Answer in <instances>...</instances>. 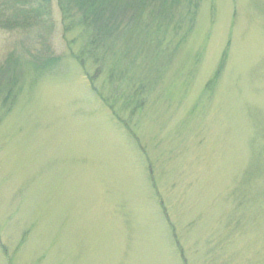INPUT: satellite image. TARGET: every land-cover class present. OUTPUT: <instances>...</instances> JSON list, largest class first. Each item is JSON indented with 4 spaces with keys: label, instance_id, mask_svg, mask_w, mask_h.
I'll use <instances>...</instances> for the list:
<instances>
[{
    "label": "rangeland",
    "instance_id": "374dc122",
    "mask_svg": "<svg viewBox=\"0 0 264 264\" xmlns=\"http://www.w3.org/2000/svg\"><path fill=\"white\" fill-rule=\"evenodd\" d=\"M77 3L0 0V264H264V0Z\"/></svg>",
    "mask_w": 264,
    "mask_h": 264
},
{
    "label": "trees",
    "instance_id": "16d2710c",
    "mask_svg": "<svg viewBox=\"0 0 264 264\" xmlns=\"http://www.w3.org/2000/svg\"><path fill=\"white\" fill-rule=\"evenodd\" d=\"M76 1H78V3H77V6H78V8L77 9H80V8H83L84 10H85V8L86 7H88V9L86 10V12H89V10H90V8L91 9H94V6H93V2H94V0H91V2L90 1H84V0H76ZM65 7L67 8V5H66V3H65ZM90 7V8H89ZM16 8H14L13 10H15ZM20 11H22V10H20ZM91 11V10H90ZM86 16V15H85ZM87 18V17H86ZM14 19H17V18H14Z\"/></svg>",
    "mask_w": 264,
    "mask_h": 264
}]
</instances>
